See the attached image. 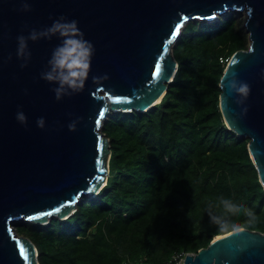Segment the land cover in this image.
I'll use <instances>...</instances> for the list:
<instances>
[{
  "label": "water",
  "instance_id": "1",
  "mask_svg": "<svg viewBox=\"0 0 264 264\" xmlns=\"http://www.w3.org/2000/svg\"><path fill=\"white\" fill-rule=\"evenodd\" d=\"M25 2L31 11H22ZM227 11L246 12L249 42L227 62L219 108L228 129L248 139L264 188V0H0V264H39L35 245L15 234L11 222L64 220L79 198L95 197L106 185L111 155L103 121L111 112H146L159 104L177 71L172 46L183 25L211 22ZM61 16L78 21L95 55L84 91L58 101L56 85L41 73L60 39L29 40L31 60L22 68L17 37ZM234 83L248 84L249 93H239ZM20 111L27 126L17 120ZM41 117L44 129L37 126ZM237 229L214 236L183 264H264V233Z\"/></svg>",
  "mask_w": 264,
  "mask_h": 264
},
{
  "label": "trees",
  "instance_id": "2",
  "mask_svg": "<svg viewBox=\"0 0 264 264\" xmlns=\"http://www.w3.org/2000/svg\"><path fill=\"white\" fill-rule=\"evenodd\" d=\"M241 23L230 11L186 22L161 102L146 112H111L102 123L111 152L106 185L79 198L64 220L13 225L33 242L39 264H164L237 228L264 233V188L248 139L228 129L219 108L227 62L248 48ZM221 198L251 209L256 221L229 216L226 231L210 223L209 205Z\"/></svg>",
  "mask_w": 264,
  "mask_h": 264
},
{
  "label": "clouds",
  "instance_id": "3",
  "mask_svg": "<svg viewBox=\"0 0 264 264\" xmlns=\"http://www.w3.org/2000/svg\"><path fill=\"white\" fill-rule=\"evenodd\" d=\"M22 11H31V7L27 2L23 4ZM53 37H58L61 42L53 49L51 58L48 61V68L41 73V79L56 85L52 91L55 93L56 99L60 101L65 96L71 97L84 91L92 70L95 46L85 39V34L79 28L78 21H69L66 17L61 16L58 20L53 21L51 26L43 30L32 29L28 36L20 35L17 37V58L24 61L21 67H27L28 62L31 60L29 40L37 42L41 39L51 40ZM250 51H253V49H250ZM10 59L11 56H9ZM92 79L93 81L97 79L107 80L108 77L105 75L103 77H93ZM233 87L244 95H247L250 90V86L246 83H241L239 87L234 83ZM80 119L83 118H78V120L68 125L70 131L77 130V123ZM17 120L27 126L28 120L22 111L17 113ZM45 125L46 121L43 117L37 120L39 128L44 129ZM221 208L222 211L220 212L215 210ZM241 213L248 217L249 223L256 221V215L251 209L244 208L227 198H221L218 204L215 206L209 205L208 208L209 222L225 231L229 223L227 217L238 216ZM237 230L239 231V229Z\"/></svg>",
  "mask_w": 264,
  "mask_h": 264
},
{
  "label": "built area",
  "instance_id": "4",
  "mask_svg": "<svg viewBox=\"0 0 264 264\" xmlns=\"http://www.w3.org/2000/svg\"><path fill=\"white\" fill-rule=\"evenodd\" d=\"M191 254L182 250L176 251L164 264H183L185 257Z\"/></svg>",
  "mask_w": 264,
  "mask_h": 264
},
{
  "label": "rangeland",
  "instance_id": "5",
  "mask_svg": "<svg viewBox=\"0 0 264 264\" xmlns=\"http://www.w3.org/2000/svg\"><path fill=\"white\" fill-rule=\"evenodd\" d=\"M228 12V11H227ZM234 13H236L239 17H241L242 18V23H241V26H240V28H242L243 30H244V22H245V20H246V12H244V11H235ZM224 14V13H223ZM219 16V15H218ZM217 16V17H218ZM245 31V30H244ZM24 222V221H22V220H15V221H12L11 222V224L12 225H14L16 222ZM13 232L16 234V232L14 231V228H13Z\"/></svg>",
  "mask_w": 264,
  "mask_h": 264
},
{
  "label": "snow or ice",
  "instance_id": "6",
  "mask_svg": "<svg viewBox=\"0 0 264 264\" xmlns=\"http://www.w3.org/2000/svg\"><path fill=\"white\" fill-rule=\"evenodd\" d=\"M179 31H180V28L177 27L176 28V32L179 33ZM156 73H157V75L160 74V67H159V65H157V67H156ZM100 115L103 116L104 113L101 112ZM56 211H59V209H57ZM20 251H21V254L24 255V259L27 261L28 260V256L26 254V250L23 247H21Z\"/></svg>",
  "mask_w": 264,
  "mask_h": 264
}]
</instances>
